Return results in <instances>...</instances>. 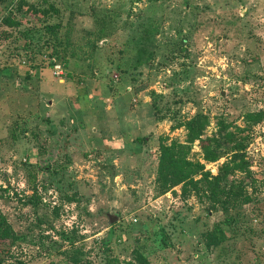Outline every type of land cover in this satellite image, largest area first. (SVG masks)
<instances>
[{
  "label": "rangeland",
  "instance_id": "obj_1",
  "mask_svg": "<svg viewBox=\"0 0 264 264\" xmlns=\"http://www.w3.org/2000/svg\"><path fill=\"white\" fill-rule=\"evenodd\" d=\"M21 1L54 6L59 15L45 23L61 30L46 33L38 17L16 12ZM11 11L32 30L0 38L3 264H264V0H0V26ZM41 69L93 98L75 103L80 113L65 101L52 113L47 92L33 99L21 89L19 74ZM133 110L156 125L143 131L152 139L144 185L131 166L116 181L111 155L90 158L81 140L48 131L61 118L113 123ZM197 114L208 125L193 140ZM222 127L232 142L219 147ZM173 142L214 176L244 154L251 176L233 178L249 201L225 210L206 185L168 190L150 149ZM223 147L232 149L207 161Z\"/></svg>",
  "mask_w": 264,
  "mask_h": 264
},
{
  "label": "crops",
  "instance_id": "obj_2",
  "mask_svg": "<svg viewBox=\"0 0 264 264\" xmlns=\"http://www.w3.org/2000/svg\"><path fill=\"white\" fill-rule=\"evenodd\" d=\"M10 72L11 71L7 74V76L10 75L7 77V80H10L11 78L13 82L14 77L12 72ZM51 74L52 72L49 69L37 70V73L30 77L28 74H21V76L19 74V77L21 78L20 83H22V91L28 98L31 97L33 99L36 96L45 99L47 95L44 93L47 92L51 100L48 104L46 103L45 106L48 110L51 109L52 113L55 112V108H58L59 105L63 104L62 101H65L66 105L69 104L73 107V114L80 113L79 110H76L77 112L75 111L74 108L77 109L78 107L75 103H83L84 100L89 103V99L93 98L91 91H89V93H87V90L84 93L82 90L78 91L73 87L74 85L69 83L68 79H72H65L63 77H61V79H55ZM17 77L18 76H16V78ZM66 77H71V75H66ZM134 95L136 96L135 93ZM36 106H39V109L42 107L41 110L44 107V105H40V100L39 104H36ZM121 110H124V108H121ZM120 115V120L117 122L99 121L98 124L79 122L77 125L75 119H70V121L65 123L61 118V120L54 121V123L48 126V131H51L50 133H53L54 136H56L65 130L67 136L69 135L70 143H76L77 140H81L87 146L88 151L86 153L90 154L88 156L90 158L97 159L100 155H111L112 161L116 167V173L114 175V178H117L116 181L119 179L125 181L126 172L124 173L123 170L126 166H131V169L136 170L134 175H136L135 177L139 185H144L143 172L149 165L148 161L150 160L147 159V156L149 153V147H151L152 144V139L143 131H149V129L156 130V125L150 127L145 124L141 118L137 117L136 110L131 112L125 111ZM73 116L76 117L75 115ZM63 123H65V126ZM150 151L155 154L154 159L157 160L156 166L158 170L161 154L160 143L157 147L150 149ZM141 167L143 168L142 174L138 171ZM106 173L108 174V171H106ZM140 176H142L141 179ZM153 178H156V176L153 175Z\"/></svg>",
  "mask_w": 264,
  "mask_h": 264
},
{
  "label": "trees",
  "instance_id": "obj_3",
  "mask_svg": "<svg viewBox=\"0 0 264 264\" xmlns=\"http://www.w3.org/2000/svg\"><path fill=\"white\" fill-rule=\"evenodd\" d=\"M25 2L21 1L16 5V12L24 15L25 17L35 16L38 17L37 21L45 23L51 16L59 15V10L54 6H49L48 9H38L35 6H28ZM27 7V8H26ZM28 18L18 19L11 11L10 15L3 18L0 26V38L6 41L12 39L17 33L22 37H27L32 28ZM26 27V28H25ZM62 24H47L45 23L44 29L46 33H55L60 31ZM28 45V41L25 43ZM264 115V112L258 113L257 117ZM255 116V117H256ZM208 125V119L202 114H197L189 123L188 129L193 134L192 139L197 140L202 136L203 130ZM219 137L225 140L222 144L217 139L214 141L216 146L230 145L232 142V134L224 127L219 131ZM222 148V150L214 155L207 157L208 162H216L221 159L222 153L225 154L231 151L232 148ZM160 159L158 167V181H163L168 190L179 185L183 186V194H187L191 190H195L198 194L201 193V185L207 186L208 191L211 193V200L215 205H220L223 209L229 210L230 208L237 207L249 201V196L246 191V185L243 182H238L233 177L239 172H248L251 176L247 163L245 162V155L242 153L234 154L231 162L225 163L219 171L217 176L212 175L211 172L206 171V166L199 161H193L188 158L186 146L173 142L171 145L161 143L160 145ZM222 152V153H221ZM0 264L3 262L0 260Z\"/></svg>",
  "mask_w": 264,
  "mask_h": 264
},
{
  "label": "built area",
  "instance_id": "obj_4",
  "mask_svg": "<svg viewBox=\"0 0 264 264\" xmlns=\"http://www.w3.org/2000/svg\"><path fill=\"white\" fill-rule=\"evenodd\" d=\"M60 65H61V64H57V65H55V66H56L55 68H56V70L58 71V72H57V75H62V76H63V75H64V72H62V66H60ZM133 221H134L135 223L138 222L136 219H134Z\"/></svg>",
  "mask_w": 264,
  "mask_h": 264
}]
</instances>
